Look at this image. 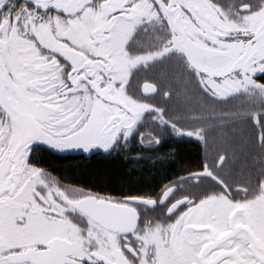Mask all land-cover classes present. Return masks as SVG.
Here are the masks:
<instances>
[{
    "label": "snow or ice",
    "instance_id": "snow-or-ice-1",
    "mask_svg": "<svg viewBox=\"0 0 264 264\" xmlns=\"http://www.w3.org/2000/svg\"><path fill=\"white\" fill-rule=\"evenodd\" d=\"M0 264H264V0H0Z\"/></svg>",
    "mask_w": 264,
    "mask_h": 264
},
{
    "label": "trees",
    "instance_id": "trees-1",
    "mask_svg": "<svg viewBox=\"0 0 264 264\" xmlns=\"http://www.w3.org/2000/svg\"><path fill=\"white\" fill-rule=\"evenodd\" d=\"M169 149L166 145L161 152ZM180 162L185 165H191L197 162L195 149L190 145L176 146ZM50 165L57 166L60 170L66 171L72 178L84 182H97L100 186L111 184L113 188L121 186L128 179L127 170L120 160H113L105 157H92L91 159H59L50 158ZM145 180L151 179L154 173L149 169H144Z\"/></svg>",
    "mask_w": 264,
    "mask_h": 264
},
{
    "label": "flooded vegetation",
    "instance_id": "flooded-vegetation-1",
    "mask_svg": "<svg viewBox=\"0 0 264 264\" xmlns=\"http://www.w3.org/2000/svg\"><path fill=\"white\" fill-rule=\"evenodd\" d=\"M183 144H186V145H190L192 146L195 151H196V154H197V162H194L193 164L191 165H188V166H195L202 158H203V151L201 149V147L198 145V143H196L195 141H185L183 143H180L179 145H183ZM167 147L171 148L173 147V143L172 142H169L168 144H166ZM178 146V145H175V147ZM95 158L97 157H103V156H94ZM70 159H83L84 157H80V156H73V157H69ZM85 159V158H84Z\"/></svg>",
    "mask_w": 264,
    "mask_h": 264
}]
</instances>
